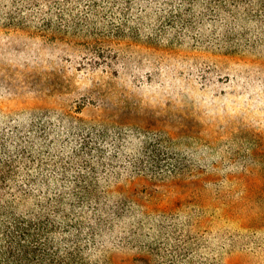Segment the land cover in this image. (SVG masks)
<instances>
[{"label": "rangeland", "instance_id": "1", "mask_svg": "<svg viewBox=\"0 0 264 264\" xmlns=\"http://www.w3.org/2000/svg\"><path fill=\"white\" fill-rule=\"evenodd\" d=\"M10 158L85 264H264V0H0Z\"/></svg>", "mask_w": 264, "mask_h": 264}, {"label": "trees", "instance_id": "2", "mask_svg": "<svg viewBox=\"0 0 264 264\" xmlns=\"http://www.w3.org/2000/svg\"><path fill=\"white\" fill-rule=\"evenodd\" d=\"M13 162L11 158L0 160V264H85L79 246H63L57 241L58 225L44 206L39 211L20 210L19 190L23 189L11 184ZM61 205L56 206L57 213H61ZM63 217L66 230L78 224Z\"/></svg>", "mask_w": 264, "mask_h": 264}]
</instances>
